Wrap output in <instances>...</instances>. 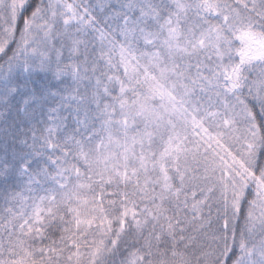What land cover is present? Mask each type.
Wrapping results in <instances>:
<instances>
[{
    "label": "snow or ice",
    "instance_id": "1",
    "mask_svg": "<svg viewBox=\"0 0 264 264\" xmlns=\"http://www.w3.org/2000/svg\"><path fill=\"white\" fill-rule=\"evenodd\" d=\"M0 264H264V0H0Z\"/></svg>",
    "mask_w": 264,
    "mask_h": 264
}]
</instances>
